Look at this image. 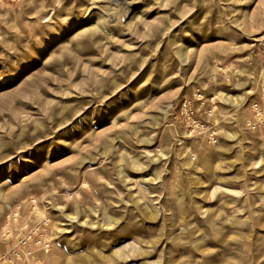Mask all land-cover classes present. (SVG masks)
Returning <instances> with one entry per match:
<instances>
[{
    "label": "rangeland",
    "instance_id": "rangeland-1",
    "mask_svg": "<svg viewBox=\"0 0 264 264\" xmlns=\"http://www.w3.org/2000/svg\"><path fill=\"white\" fill-rule=\"evenodd\" d=\"M263 95L264 0H0V252L21 205L43 264H264Z\"/></svg>",
    "mask_w": 264,
    "mask_h": 264
},
{
    "label": "built area",
    "instance_id": "built-area-1",
    "mask_svg": "<svg viewBox=\"0 0 264 264\" xmlns=\"http://www.w3.org/2000/svg\"><path fill=\"white\" fill-rule=\"evenodd\" d=\"M215 99L210 98L206 93L197 89L192 99H184L180 104V113L183 122L191 132L209 131V138L215 139L216 132L210 121L214 115ZM255 117L249 120L252 128H257L264 123V95L262 104H252ZM204 116V117H203ZM208 118V119H206ZM36 199L30 198L26 207L36 208ZM22 206H16L7 218L18 222L17 227H12L9 221L5 222L3 237L11 241L10 250L0 252V264H43L41 260L35 261L34 249L47 253L50 250V243L44 233L42 225H34L28 228V224L21 217Z\"/></svg>",
    "mask_w": 264,
    "mask_h": 264
}]
</instances>
